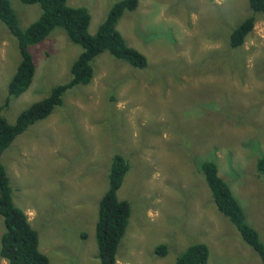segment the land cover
<instances>
[{"label":"rangeland","instance_id":"374dc122","mask_svg":"<svg viewBox=\"0 0 264 264\" xmlns=\"http://www.w3.org/2000/svg\"><path fill=\"white\" fill-rule=\"evenodd\" d=\"M25 28L39 5L8 0ZM120 0H67L84 7L93 35ZM251 12L247 0H139L116 30L147 58L143 69L104 52L87 85L63 94L61 106L35 123L1 155L13 202L38 232L49 264H99L95 241L98 203L114 154L129 162L117 197L131 214L117 264H175L194 243L209 250L207 264H261L229 219L215 207L199 164L218 174L264 244V15L236 51L229 32ZM28 51L35 74L26 92L2 114H18L70 79L81 52L61 28ZM20 61L16 42L0 21V105ZM4 230L0 217V237ZM166 245L167 254L155 248ZM0 264H7L0 258Z\"/></svg>","mask_w":264,"mask_h":264},{"label":"trees","instance_id":"16d2710c","mask_svg":"<svg viewBox=\"0 0 264 264\" xmlns=\"http://www.w3.org/2000/svg\"><path fill=\"white\" fill-rule=\"evenodd\" d=\"M24 5H39V17L21 28L18 16L8 0H0V21L6 25L16 42L20 61L7 85V97L0 105V158L14 140L35 123L45 120L61 106L63 94L78 85H87L94 75L93 61L107 52L130 67L143 69L147 58L129 47L116 24L128 11H134L139 0H120L112 5L105 19L93 35L88 33L90 14L84 7H69L67 0H19ZM251 15L238 23L228 34L227 45L236 51L251 33L257 13L264 15V0H247ZM56 28H61L68 40L78 45L81 52L69 67L70 79L51 88L48 95L21 111L13 123H9L2 112L11 98L27 91L35 74V61L28 47L45 40ZM258 173L264 175V156L256 161ZM130 170L129 162L121 154H114L108 171V188L99 200L95 225V241L99 264H117L116 253L129 222L131 207L127 200H120L117 191ZM204 182L209 188L217 210L227 217L241 240L247 244L264 264V244L257 230L251 227L238 200L227 182L219 176L216 163L204 160L199 164ZM0 217L4 230L0 237V258L7 264H49L39 247L38 232L30 226L24 211L13 202V189L6 169L0 161ZM157 256L167 254L166 245L155 248ZM209 250L204 243H194L176 258L175 264H207Z\"/></svg>","mask_w":264,"mask_h":264}]
</instances>
